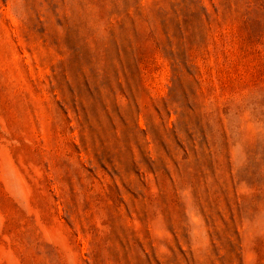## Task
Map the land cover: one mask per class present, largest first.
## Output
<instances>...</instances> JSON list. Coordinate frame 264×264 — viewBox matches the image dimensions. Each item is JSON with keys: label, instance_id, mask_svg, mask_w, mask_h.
<instances>
[{"label": "rangeland", "instance_id": "1", "mask_svg": "<svg viewBox=\"0 0 264 264\" xmlns=\"http://www.w3.org/2000/svg\"><path fill=\"white\" fill-rule=\"evenodd\" d=\"M0 264H264V0H0Z\"/></svg>", "mask_w": 264, "mask_h": 264}]
</instances>
